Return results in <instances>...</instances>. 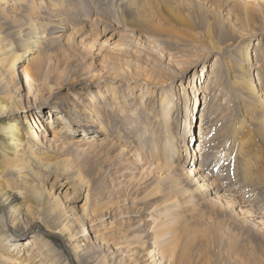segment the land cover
<instances>
[{
    "label": "rangeland",
    "instance_id": "1",
    "mask_svg": "<svg viewBox=\"0 0 264 264\" xmlns=\"http://www.w3.org/2000/svg\"><path fill=\"white\" fill-rule=\"evenodd\" d=\"M57 1L60 4L59 11H48V18L53 21V25L48 28L57 30L60 26L64 29L55 33L62 34L56 43L45 47L49 54L48 63L51 70L48 73L49 81L44 89H35L30 100L31 105H37L40 103V96L46 98L54 94L59 97L60 102L50 108L43 106L39 109L34 106L35 108L24 113L32 119L35 128L45 137L48 145H55L52 141H56L57 146L54 148L41 147L36 151L37 158L43 161L41 164L62 162L63 173L59 179H56L55 175L46 176V173L40 176L44 181L41 189L45 201L49 203V200L52 202V198H56L63 203L67 213L81 216L78 226L82 230L85 225V233L90 229V225L99 226L97 232L101 234H88L91 256H99L101 251H105L107 255L115 250V247L121 248V252L129 250L130 254L141 248V245L154 249L147 241L144 231L148 218L146 211L165 197H176L178 192L151 200L146 196L151 189H157L162 179L175 173L169 171L162 175H166L164 178L158 176L161 173H155L158 161L171 162V158L175 156L172 153L174 147L169 146L161 117L156 114L160 112V96L155 93L147 95L140 87L128 92L126 83L134 84L133 80H130L133 76L139 78V72L142 70L168 67V73L171 72L175 77L178 93L184 97L186 92L192 94V89L187 87L194 72L198 77L197 83H200L199 80L203 81L207 69L210 73L212 69L228 68L230 74L226 73L225 69L220 75L209 74L210 77H206L205 83L201 82L203 90L192 117L195 133L191 139L189 133L187 139L194 146L192 151L197 155H190L197 161L193 167L203 173L202 176L207 183H211L212 189L206 191L204 199L198 196L189 198L185 205L180 203L183 205L181 211L170 212L166 216L173 225H186L190 228L192 247L185 259L176 261L174 257H165L163 264H264V130L257 123L261 112L257 110L255 101L241 97L236 83L237 71L233 58L238 56L237 50L240 48L237 47L224 55L221 49L219 54L210 50L213 36L224 50L233 36L223 31V27L226 23V26L233 24L241 31L244 29L243 33H247L239 39L242 43L245 40L248 42L251 60H254L253 63L257 62V66H262L264 70V51L258 52L259 57H255L258 40L262 38L264 43V32H260V27L263 29L264 26H261L259 15L252 9L258 8L264 0H243L244 5L238 0H175L179 3L173 0H136L134 4H130L131 0ZM37 2L42 3L45 0ZM246 6H250L249 14L246 12ZM216 13L225 25L215 30V34L210 37L206 20L209 15L215 16ZM247 15L252 18L253 24L250 26L247 25ZM2 22L0 19V23ZM154 26L159 29H154ZM161 29H171V37H168L167 33H160ZM137 34H142L143 40L156 48L146 47ZM160 49L165 53L162 54ZM151 50H154V53ZM171 54L176 58L169 61ZM204 59L207 65L203 70ZM223 59L229 61L227 65L223 63ZM115 64L120 65L121 74L113 72ZM188 67L192 71L183 77ZM251 69L253 82L264 98V72L262 77L258 78L256 66ZM164 74L163 72L162 75ZM117 76L121 78L118 82L122 92L120 97L126 95L128 101L125 104L120 103L123 112L113 114L110 109L104 111L105 108H102L104 104H108L106 108H110L113 105L109 104L115 102L111 98V89L96 88V83L90 81L95 77L102 80L105 77ZM219 78L225 82H222L225 86L222 90L220 84L218 85ZM22 81L24 82V78ZM41 82L42 80L38 84ZM208 83L219 86L216 94L214 90H206ZM198 93L200 92L197 91ZM38 97L40 98L37 102H34ZM141 98H144L147 107L142 106ZM93 100L96 101L95 109L91 105ZM207 100L220 103V106L217 111L207 112V122L201 127L200 114L204 101ZM62 104L68 105L72 116L69 115L67 119L60 118L61 131H55L53 136L56 138H53L52 133H48L46 129V120L50 121L52 115L60 113L62 109L59 110L58 107H62ZM94 112L100 114V120L103 117L104 125L102 120L101 124L104 129L99 122L84 120V116L95 119ZM22 113L17 114V117H22ZM75 114H79L81 118L79 116V119H76ZM60 115L65 116L66 112ZM176 115V112L171 115L176 126L175 131L180 137L186 138V119L182 114L179 117ZM238 117L245 120L247 130L241 135L239 130L237 136L243 139V134L247 133V137L249 135L243 144L245 150L251 152V159L238 158L237 147L239 149L241 142L232 144L230 134ZM5 120L6 117H0V124ZM42 125L43 130L40 128ZM185 138L181 143H187ZM200 143L205 145V152L196 153L195 149L199 148ZM123 147H126V151L119 156ZM191 157L187 161H190ZM11 160V156H3L0 147V167L11 168L10 162L14 163ZM183 165H188V162ZM66 168L67 170H64ZM5 173L3 178H7L9 188L16 190L17 186L24 192L26 203L36 209L42 207L36 203L34 196L27 192L29 187L39 184L40 178L35 179L29 170L22 180L18 175L10 176L6 171ZM83 205L88 208L86 217L81 213ZM140 210L144 211L141 215ZM240 211H243V214ZM103 212L108 215H104V220L100 222L98 219L103 216ZM5 215H8L7 211ZM112 221H116L114 231L113 228L105 231ZM43 228V222H39L34 230ZM47 236L51 237L62 256L67 255L65 242L59 235L48 233ZM183 243L186 241L181 239L179 244ZM136 254L135 252L134 255ZM134 255L127 256L125 260ZM97 260L101 261L99 258ZM138 261L139 256H135L134 260L127 263L139 264ZM76 262L75 264H80L79 261Z\"/></svg>",
    "mask_w": 264,
    "mask_h": 264
},
{
    "label": "bare ground",
    "instance_id": "2",
    "mask_svg": "<svg viewBox=\"0 0 264 264\" xmlns=\"http://www.w3.org/2000/svg\"><path fill=\"white\" fill-rule=\"evenodd\" d=\"M238 1L243 5L245 3L243 0ZM173 2L179 3V1L175 0H173ZM134 3H136V0L130 1V4ZM261 5H264V3H260L258 8L252 7V9H254L259 15V23L261 26H264V7H261ZM44 8H46V10ZM245 8L247 9V14H249L250 6H246ZM59 9L60 4L57 0H45V2L42 3H38L37 0H0V19L3 20V22L0 23V117H6V120L0 124V147L3 156H11V161L14 162H10L11 168L6 167L5 169L0 167V264H75L76 260L79 261L80 264H128L127 261L134 260L135 256H139V264H163L165 257H174L176 261H181L185 259L189 249L192 247L191 231L186 225H183L184 227L173 225L168 219H166V216H168L170 212L181 211L183 205H185L184 203H186L189 198L198 196L199 198L204 199L207 195L206 191L212 189L210 188L211 183H207L202 176L203 173L194 169L193 166H195L197 161L190 155L196 154L192 151L194 146H192L187 140L189 139V133L191 134L190 139L195 133V125L192 122V117L197 107L196 103L200 100L201 90H203L200 85L205 83L204 81L206 77H210L212 74L220 75L225 69L227 70L226 73L230 74L231 72L228 68H225L220 70L212 69L210 73H208L209 69L206 68L205 76L203 81L199 80L200 83H197L198 77L196 76V72H194L193 78L191 77L189 80L190 85L187 87L188 89H192V94L186 92L184 97L178 93L177 86L175 85V77L170 74L171 72L168 73V67L164 69L152 68L150 70H142L139 72V78L133 76V79L130 80L131 82L133 80L134 84L126 83L125 88H127L128 92H132L134 89L140 87L144 93L147 92V95L155 93L160 96V112L156 114L161 117V122L164 125L163 129L166 131V136L168 137L169 146L174 147V149H172L173 152H171L175 156L171 158V162L163 163L158 161L155 167V173H161L158 175L160 178H164L166 175H162L165 173L167 174L169 171H175V173L162 179V182L158 185L157 189H151L149 193H147L146 198L151 200L175 192H178V195L176 197H165L146 211L148 218L144 225V231L148 238L147 241L154 249H148L141 245V248L138 247L139 249L134 250L137 253L134 255L135 252L131 254L129 250L128 252L126 250L121 252V248L119 249L115 247V250H112L107 255L105 251V253L101 251L99 256H91L89 253L91 249L89 247L90 235L88 234L95 232L101 234L100 232H97L99 226L97 225V227H93L90 225V229L85 233L86 226L83 225L82 230H80L78 226V221L82 218L81 216H74L72 213H67L63 203L59 202L56 198H52L53 203L50 202V200L49 203L45 201L44 193L41 189L44 181L40 176L41 174L43 175L46 173V176L55 175L56 179H59L63 173V168H61L62 162L52 161L41 164L43 161L37 158L36 151L41 147L45 149L48 146L54 148V146H57L56 141H52L55 145H48L45 137L37 128H35L32 119H29V117L24 114L26 111L29 112L32 108L37 107L42 109L43 106L44 108H50L57 104V102H60L58 101L59 97L54 94L52 95L53 97L49 96L43 98L44 96H40L41 98H36L34 102H37L40 98V103L37 105H31L32 103L30 100V98L34 96L35 89L38 91L44 89L45 84L49 81L48 73L51 70H49L48 63L49 54L45 51V47L48 44L56 43L62 34L56 35L55 33L63 31L64 28L60 26L57 30L55 28H53L54 30H50L48 28L53 25V21L48 18V11L52 13L59 11ZM258 15H256V18ZM60 19L62 18L60 17ZM206 21L208 22V34L210 37L212 34H215V30L222 25H225V22L217 13L215 16L212 14L209 15ZM246 21L248 26L253 24L252 18L249 15H247ZM226 25L223 27V31H227L229 36L232 35L233 37L228 40V43L223 50V46L217 44L213 36V40H211L210 43V50L211 52L219 54L221 49L222 54L224 55V53H231L237 47L240 48L237 50L238 56L233 58V65L237 71L235 76L236 83L238 84L242 98L255 101L257 110L259 113L261 112L257 118V123L258 126H261L264 130V98L261 97L262 92L258 86L255 85V82H253L251 68L252 66H256L258 78L262 77L264 70L262 69V66H257V62L253 63L254 60H251L249 56L250 46L248 42L243 40L244 43H242L239 39L247 34L243 33L244 29L241 31L233 24ZM260 28V32L263 33L264 27L263 29L262 27ZM154 29L159 28L154 26ZM161 30L162 32L160 33H167V36L171 37L170 34L173 32L171 29ZM137 36L146 47L156 48L151 43L143 40L142 34H137ZM175 38L178 39L177 36ZM262 40V38L259 39L256 44V58L257 56L259 57L258 52L261 53L264 51V43H262ZM151 51L154 53V50ZM164 53L165 51H162V54ZM175 58L176 57L171 54L168 59L169 61H172L175 60ZM227 62H229L227 59H223V63H226L227 65ZM203 65L202 69L204 70L207 65L205 59ZM119 66V64L113 66L114 73L121 74V68ZM192 67L194 68L195 65H192ZM189 69L190 67H188L183 77L192 71ZM156 72L158 73L156 74ZM163 72L165 73L164 75H162ZM45 77L47 78L44 81ZM23 78L24 82L22 81ZM96 79L99 78L95 77L94 80L90 82L96 83V88L111 89V98L115 101L109 104L113 105L110 108H106L108 104L103 103L104 105L102 108H105L104 111L110 109L113 114L116 112H123L124 109H122L120 103L125 104L128 100H126V95L120 97V93L122 92H120L121 86L118 82L121 81V78L117 76L105 77L104 79H99L97 81ZM40 80H42V82L38 84ZM222 82L225 83L224 80L221 81L219 78L218 85L220 84L221 90L225 87ZM218 85L212 86L208 83L206 90H214V94H216L219 89ZM197 91L200 93L197 94ZM141 103L142 106L147 107V103H144V98H141ZM216 103L211 100L210 102H208V100L204 101L200 114L201 127L204 125L205 121L207 122V112L218 110L220 103ZM62 105L63 106L58 107V109H62L60 113L66 112L65 116L57 113L55 116L52 115V120H46V129L48 133H52L53 138H56L53 136L55 131L57 133L61 131L62 126L60 118L67 119L69 115L72 116V113L68 109V105ZM91 105L95 109L96 101L93 100ZM21 112H23V116L17 117V114ZM130 112L128 114H130ZM175 112L177 113L176 116L179 117L182 114L186 119L184 127L186 138H184L187 143H181L184 138L180 137L177 131H175L176 126L174 120L171 119V115ZM75 115V118L79 119L80 115ZM84 117V120L89 122L94 121L95 123L99 122L98 124H101V120L103 119L102 117L100 120V114L95 112V119H92L93 117L88 119V116ZM244 121L241 117H238V121L233 123L230 135L232 137L233 145L241 142L239 149L237 147L238 158L251 159V152L245 150L243 144L249 135L247 137V133L245 135L243 134L242 137H245L243 139L237 136L239 130L240 135L243 131L247 130ZM70 127L71 129L73 128L72 126ZM40 128L42 129L43 125L40 126ZM101 128L104 129L103 126ZM249 133L250 132H248V134ZM201 144L202 143H200L198 149H195L196 153L205 152V149H203L205 145ZM181 147H184V149H181ZM125 151L126 147L120 149L119 156ZM189 157H191L190 161H187ZM63 159L64 158H62V160ZM30 160L32 162H30ZM185 162H188V165L184 166L183 163ZM27 170L32 173L35 179L38 180L40 178V181H38L39 184L29 187L28 191L26 190L29 194L34 196L37 204H41L42 207L40 209H36L32 205L26 203L24 200V192L17 186L16 190L9 188L7 178H3L6 171L10 176L18 175L22 180L25 178ZM64 170H67V168ZM68 179H70V177ZM59 199L62 201L61 198ZM150 204H153V202H150ZM87 209L86 205L82 206L81 213L85 217L87 216ZM108 209L109 208H107V210ZM5 211H7L8 215H5ZM240 212L243 214V211ZM105 213L106 212H103V216L98 219L99 221L104 220V215H108ZM143 213L144 211L140 210L139 215ZM39 222H43L45 228L38 229V231L34 230V227ZM114 224H116V221L110 222L109 226L105 228V231H109L110 228H113L114 231ZM156 226H158V228H156ZM113 231H111V238L114 237ZM48 233L59 235L64 240L66 249L68 250L67 255L62 256L61 253L58 252L56 245L53 243L54 241L51 237L47 236ZM26 235H28V237H26ZM102 239L103 236L101 237V240ZM181 239L186 241V243L179 244ZM130 255L134 256L125 260L127 256ZM97 258L101 261H98Z\"/></svg>",
    "mask_w": 264,
    "mask_h": 264
}]
</instances>
